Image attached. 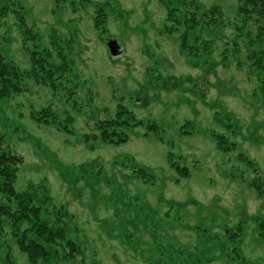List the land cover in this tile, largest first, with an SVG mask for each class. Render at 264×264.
<instances>
[{
  "label": "rangeland",
  "instance_id": "rangeland-1",
  "mask_svg": "<svg viewBox=\"0 0 264 264\" xmlns=\"http://www.w3.org/2000/svg\"><path fill=\"white\" fill-rule=\"evenodd\" d=\"M98 1L10 0L0 10L5 59L29 69L26 47H35L24 42L16 3L29 30L43 37L40 47L54 52L51 39L72 42L62 49L69 56L63 78L72 77L68 87L77 90L52 92L30 76L26 91L0 100L4 145L22 157L14 187L69 213L64 222L78 228L86 248L76 263L264 264V100L246 72V27L238 36L240 23L226 21L205 61L181 53L175 37L159 32L165 12L158 0H116L101 34L93 27ZM200 1L233 19L235 1ZM118 101L142 124L122 128L126 141L94 149L30 116L50 107L59 121L69 115L70 127L93 132L91 113L104 107L114 117ZM150 121L157 130L148 128ZM216 136L233 149L218 148ZM170 162L189 175L180 176ZM135 165L152 178L133 177ZM6 203L0 194V205ZM13 230L0 215V264H29Z\"/></svg>",
  "mask_w": 264,
  "mask_h": 264
},
{
  "label": "trees",
  "instance_id": "trees-1",
  "mask_svg": "<svg viewBox=\"0 0 264 264\" xmlns=\"http://www.w3.org/2000/svg\"><path fill=\"white\" fill-rule=\"evenodd\" d=\"M3 1L0 0V10L4 13L11 2L6 0L8 1L6 6ZM233 1L236 7L232 22L230 19L226 20L225 12L219 5H206L200 0H158L157 2L165 12L164 24L159 32L167 37H175L181 53L194 58L201 55V58L206 61L215 51L216 39L223 36L227 26L226 21L229 26L239 22L240 24H236L234 30H238V36H245V34L247 36L245 45L249 69L248 71L246 69V72L248 76L255 79L256 85L253 91L257 90L263 94L264 100V0ZM115 4L116 0H103L93 4V27L95 30H100V34L106 30L107 18L113 14ZM15 6L18 8L13 9V13L17 18L18 26L23 27L24 42L28 41L35 47H26L31 66L25 70H20L8 62L0 53V100L26 91V77L30 76L36 82L48 86L52 92L65 90L75 94L77 90L68 87L75 84L72 77L63 78L69 68V56L65 57L62 49L65 47L71 49L72 42L70 40L65 42L59 38L51 39L50 44L54 52L47 49V47L51 48L50 46L41 45L40 47L43 37L29 30L25 17L20 15L22 10L25 14L24 9L16 3ZM244 27H246L245 34L242 33ZM201 31L208 34L206 38L199 34ZM52 36L55 37L54 34H51ZM76 110L84 112L80 104L77 105ZM91 115H93L90 119L93 122L91 127L93 132H80L77 128L70 127L73 124L71 116L67 115L63 121H59L56 112L50 107L33 110L30 113L31 118L39 123L53 125L58 130L79 135V141L86 144L89 149L98 147L100 143L119 144L126 141L127 134L122 128L125 125L135 127L142 124V121L137 119L120 101L116 104L114 117L108 114L104 107L95 109V114L91 113ZM147 126L151 130L158 129L154 121L148 122ZM216 138L218 148L228 150L229 146L231 147L232 143L227 144L218 136ZM95 140L99 142L96 143ZM21 162L22 157L4 145L0 134V194L7 200L6 205H0V215L10 218L19 250L26 256L29 264H61L62 262L83 264L82 258L86 253L85 243L77 234L78 228H72L64 222V217L69 216V213L65 210H50L45 198L36 197L34 190L18 191L14 187V179ZM170 164L180 176L189 175L186 166L176 162H170ZM132 176L144 181L152 178L149 169L140 165L134 166ZM259 225L264 228L263 221ZM260 234L264 236V232ZM78 255L82 258L76 263ZM7 263L9 264V261Z\"/></svg>",
  "mask_w": 264,
  "mask_h": 264
},
{
  "label": "water",
  "instance_id": "water-1",
  "mask_svg": "<svg viewBox=\"0 0 264 264\" xmlns=\"http://www.w3.org/2000/svg\"><path fill=\"white\" fill-rule=\"evenodd\" d=\"M110 51H111L112 53H115L113 47L110 48Z\"/></svg>",
  "mask_w": 264,
  "mask_h": 264
}]
</instances>
